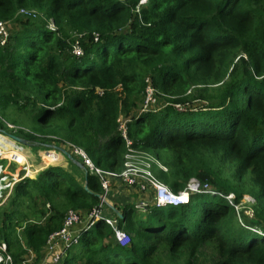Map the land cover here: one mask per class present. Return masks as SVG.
<instances>
[{
	"label": "trees",
	"instance_id": "1",
	"mask_svg": "<svg viewBox=\"0 0 264 264\" xmlns=\"http://www.w3.org/2000/svg\"><path fill=\"white\" fill-rule=\"evenodd\" d=\"M140 1L0 0V20L17 23L0 45V130L27 148L76 157L66 145L74 143L103 170L120 172L127 149L118 119L131 117L134 146L167 167L152 170L174 191L195 177L234 193L236 203L251 196L254 214L207 193L158 207L151 191L113 177L107 198L124 216L107 203L103 213L118 217L129 243L100 219L63 264L77 248L72 264H264V0H147L138 12ZM77 38L82 56L72 52ZM147 77L158 101L143 111ZM55 156L47 151L45 160ZM62 157L22 176L0 206V242L13 264L40 262L70 209L85 216L101 203L100 177Z\"/></svg>",
	"mask_w": 264,
	"mask_h": 264
},
{
	"label": "built area",
	"instance_id": "2",
	"mask_svg": "<svg viewBox=\"0 0 264 264\" xmlns=\"http://www.w3.org/2000/svg\"><path fill=\"white\" fill-rule=\"evenodd\" d=\"M146 2L147 0L140 1L139 5L137 6L138 12L140 11V7ZM20 13L28 17H37L39 14L36 9L25 8L21 9ZM49 26L53 30L56 29L53 19L50 20ZM9 38V21L0 20V45H6L9 41ZM95 40H99L98 34H95ZM72 52L76 56L84 55V50L80 45L79 38H77V41L72 44ZM145 82V96L144 102L142 104L143 111L153 109V107L157 105L158 101V90L154 86L151 77H147ZM97 92L99 94H103L104 90L98 88ZM131 120V117H125L124 115H121L118 119L119 131L125 141L127 149L125 154L124 168L120 172L103 170L95 164L93 159L88 155L84 148L71 142H67L66 144L72 150L73 154L79 160H81L87 171L100 177L102 186L105 190L104 195L106 197L111 187L110 178L114 177L119 178L126 185L130 187H136L143 192L151 191L153 195V201L158 207L177 206L180 204L189 203L191 195L197 193H207L212 195H221L222 197L226 198L229 203L235 207L238 214L243 210V201L247 198V195L241 202L236 203L234 202L236 197L234 193L223 194L210 182H202L195 177L190 179L184 189L177 192L174 191L169 185L158 178L152 170L154 164H157L164 170H167V167L162 165L161 162L153 154L134 146V141L128 134V122H130ZM24 150V146L22 144L20 145V143L16 144L15 147H11V149H8L6 147L3 149V147L0 146V152L2 154H6L11 160L20 163L27 162V158L24 155ZM52 153L57 155L53 160L55 162L58 161L59 154H63L56 148H53ZM2 204L3 202L0 203V206ZM147 205L148 201L144 199L137 202L136 207L141 211H146ZM103 208L104 202L101 200L99 206L95 207L86 215L85 224H83L82 227H78V225L84 218H82L80 213L74 211L73 209H70L65 216L62 227L49 236L48 242L45 246L43 259L38 263L31 264H60L61 261L66 257V249L78 243L82 232L92 227L95 222L100 219H104L105 222L113 228L116 240L121 245H127L130 241L129 233L119 227L118 217L104 216ZM246 214L253 217L254 212L252 210V212H247ZM0 263L13 264L12 256L10 255V253H8L7 245L4 242H0Z\"/></svg>",
	"mask_w": 264,
	"mask_h": 264
},
{
	"label": "crops",
	"instance_id": "3",
	"mask_svg": "<svg viewBox=\"0 0 264 264\" xmlns=\"http://www.w3.org/2000/svg\"><path fill=\"white\" fill-rule=\"evenodd\" d=\"M0 133L3 132L0 130ZM16 144L19 143H15L14 141L12 142L4 138L2 135H0V146H2L3 149L5 147L11 149V147H15ZM24 148H25L24 155L27 158V162L25 163L13 161L7 155H4L0 152V176L2 178L5 177V179H1L3 187L1 188L2 190L0 193V203L5 201L9 197L13 184L18 180H20L22 176L35 175V173L41 170V168L43 169V167H46L49 164H55L64 161L63 158L62 160L58 159V161L56 162L53 161L47 162L45 160V153H47L48 149L36 148L35 150H32L25 146ZM42 150H44V152H42ZM51 150L53 149H49L48 152H52ZM129 191L134 192L133 194L134 197H138L137 193H140V191L137 190L136 188H131V190ZM139 195L141 196V193ZM108 200L112 202L110 199ZM85 217L86 215L82 216V218L84 219H82V222L79 223L78 227H82L83 224H85Z\"/></svg>",
	"mask_w": 264,
	"mask_h": 264
},
{
	"label": "rangeland",
	"instance_id": "4",
	"mask_svg": "<svg viewBox=\"0 0 264 264\" xmlns=\"http://www.w3.org/2000/svg\"><path fill=\"white\" fill-rule=\"evenodd\" d=\"M17 25V23H15V22H12V23H9V30H10V35H11V33H12V31H13V28L12 27H14V26H16ZM75 38V37H74ZM75 41H77V39H75L73 42H72V44L75 42ZM79 41H80V45H81V47H82V42H81V39H79ZM88 60L87 59H85L84 60V62H87ZM157 107V105L155 106V107H153V109H155ZM26 125V124H25ZM23 126V127H26V128H28L29 127V125H26V126ZM28 126V127H27ZM10 127H13L12 125H10ZM148 130V128H146V130H145V132L144 133H146V131ZM0 135H2L4 138H6V139H8V140H10V141H14L15 143H17L14 139H12L11 137H9L8 135H6L5 133H0ZM29 148V147H28ZM30 149H32V150H35L36 148L34 147V146H32V147H30ZM48 151H49V149H48ZM51 151H53V150H51ZM42 152H44V150H42ZM61 154V153H60ZM59 154V155H60ZM6 155V154H5ZM65 156V155H64ZM64 157H62L61 158V160L63 159ZM65 159V158H64ZM63 159V160H64ZM1 179H5V177H1L0 176V193H1V188L3 187V184H2V180ZM117 187V186H116ZM116 193H123V195H125V194H129V193H127V189H125L124 187H119V189H118V191H116ZM115 193V194H116ZM130 197H131V195H130ZM247 198L246 199H244V201H243V205H244V207H243V210H244V214H246L247 212H252V210H251V205H252V203H254V199L251 197V196H249V195H247L246 196ZM134 199L136 198V197H133ZM138 198H136L135 200H137ZM6 201V200H5ZM5 201H3V203H5ZM247 216H249L250 218L252 217V216H250V215H248V214H246ZM80 252H81V248H77L74 252H73V255H72V257H70V259H69V263L68 264H72L73 262H74V260H75V258H77L78 256H79V254H80ZM65 259L66 258H64L63 260H62V262L60 263V264H63V262L65 261ZM32 261H35V257L33 256V257H30L29 258V263L31 264V263H33Z\"/></svg>",
	"mask_w": 264,
	"mask_h": 264
},
{
	"label": "water",
	"instance_id": "5",
	"mask_svg": "<svg viewBox=\"0 0 264 264\" xmlns=\"http://www.w3.org/2000/svg\"><path fill=\"white\" fill-rule=\"evenodd\" d=\"M3 133H5L6 135H8L9 137H11L12 139H14L17 143H20V144H26V140L16 134H13V133H9L5 130H1ZM56 149L60 150L67 158H69L70 160H72L73 162H75L76 164H78L81 168H83L85 171H87L86 167L84 166V164L79 161L76 157H74L72 155V153H70L69 151H67L66 149L64 148H61V147H56ZM85 189L86 190H89L88 188V185L86 184L85 185ZM101 197V200L104 202V203H107L112 209L113 211L115 212V214L122 218L124 215L122 213L121 210H119L117 207L114 206V204L112 202H110L108 200V198L103 194L100 196Z\"/></svg>",
	"mask_w": 264,
	"mask_h": 264
}]
</instances>
